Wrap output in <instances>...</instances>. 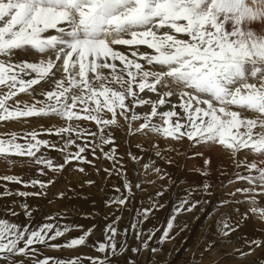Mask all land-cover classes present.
I'll list each match as a JSON object with an SVG mask.
<instances>
[{
  "label": "snow or ice",
  "instance_id": "6c2138e0",
  "mask_svg": "<svg viewBox=\"0 0 264 264\" xmlns=\"http://www.w3.org/2000/svg\"><path fill=\"white\" fill-rule=\"evenodd\" d=\"M138 108L147 110L138 112ZM44 120L47 125L38 123ZM0 122L35 125L23 134L0 136L2 162L15 164L12 157L26 158L19 160L21 166H38V175L48 176L47 180L0 177L37 189L12 190L5 184L0 192V200L23 198L0 208V264H84V259L89 264H141L145 252L146 264H166L157 259L164 253L163 245L186 231L190 222L201 215L208 220L215 211L221 215L215 228L209 226L205 234L204 251L233 243L229 238L239 233L249 213L264 220V0H0ZM85 122L94 124L95 130ZM114 131L145 139L151 134L187 141L193 149L226 152L233 175L227 185L222 182L220 192L208 180L200 187L186 188L172 204L162 230L154 226L146 231L144 224L152 214L167 208L160 199L167 185H161L162 190L149 196L146 204L142 202L129 226L120 231L121 217L116 212L135 202L134 188L146 189L139 168L134 169L133 183L117 156ZM80 140L82 144L77 143ZM135 146L139 154L131 151V145L128 151L134 164L147 156L142 167L171 183L170 173L151 158L173 163L158 143ZM50 149L62 155L63 162L54 160ZM89 149L93 157L100 149L97 158L112 162L111 168H96V173L119 177L125 189L118 197L104 199L105 209L117 207L103 216L108 221L104 240L94 244H89L88 237L95 224L84 228L54 223L69 216L65 211L38 223L34 213L39 209L28 202L29 197H39L51 203L48 187L57 182L56 175L70 184L69 173H85L82 165L92 164L84 155ZM202 175L207 176V170ZM221 175L228 174L222 171ZM237 182L243 183L232 190L229 186ZM84 184L92 186L95 181ZM57 198L88 199L71 187L59 191ZM232 213L237 214L235 220ZM100 214L93 201L92 211L80 215L94 220ZM182 215H190V220L179 221ZM76 230L81 234L53 243ZM237 238L244 241L243 246L225 256L248 260L257 251L264 253V236ZM78 246L93 247L103 255L65 260L43 254L44 249ZM200 259L203 264V253ZM251 264H264V257Z\"/></svg>",
  "mask_w": 264,
  "mask_h": 264
},
{
  "label": "bare ground",
  "instance_id": "6f19581e",
  "mask_svg": "<svg viewBox=\"0 0 264 264\" xmlns=\"http://www.w3.org/2000/svg\"><path fill=\"white\" fill-rule=\"evenodd\" d=\"M24 58H27V57H24ZM21 95L23 96V94H21ZM24 99H29V98L24 97ZM144 110H147V109H139V108L137 109L138 112L144 111ZM32 119L35 120L37 118H32ZM38 123L40 125H47L48 121H46V120L38 121ZM55 123L57 125H59L61 122L57 120V121H55ZM85 123L88 124L89 128H91L92 130H95L94 124H91L88 122H85ZM121 123H125V122L123 120H121ZM83 126L84 125L82 124V127ZM33 127H35V125H33V124L22 125V124L17 123V122H0V136H6L7 134H5V133H7V132H18V133H19V131L23 132L24 128H28V131H29L30 129H33ZM125 131H127L126 126H125ZM113 135H114L115 144L117 145V147H116L117 156L121 158V163L124 164L125 168L128 171V174L132 177L133 183H135L136 175H137L136 171L134 169L139 168V171H140L139 179L141 181H143L142 187L144 189H146L145 191L140 192L139 190L134 188L133 191L136 192L135 202L128 204V205H125L124 207L126 210H124L123 212H116V215L121 217V219L118 221V229L120 231H122L124 228L128 227L129 224L131 223L133 217L135 216V210L137 208L142 207V202H143V204H146L149 196H153V195H155V193L157 191L162 190L160 187L161 185H167V192H166L165 196L160 198V199L164 200L165 202L170 201L169 204L167 205V208L163 209V210L161 209V211H158V212H154L153 213L154 215L149 219L150 222H148V223L145 222V224H144V228L146 231L148 230V228L151 225L153 226L154 224L156 225V227H160L162 230V226L166 222L167 217L171 212L172 204L174 202H178L179 197H182L184 195V191L186 188L200 187L202 182L204 181L203 177L194 181L193 184H190L186 181V175H187L186 168L188 166H194L195 168L199 169L198 167L200 164H199L198 159L195 157H191L192 153L197 151V149L191 148L187 141H179V142L178 141H169V140L163 139L162 137L158 138V137L152 136L151 134L149 135L148 139H145L144 137H137L135 135L128 137V136L121 134L119 131H114ZM89 139H91V138H89ZM153 141L158 143L159 149L162 151V154L164 156L171 157V158L174 157L173 159L176 160L175 164H173V165L170 164V166L169 165L164 166L163 160H160L159 158L155 157L154 155H152V157H151L153 160L156 161V163L159 167L165 169L166 171H168L170 173V175L172 177L171 183H169L167 180L158 179L157 178L158 174H156L154 171H152L151 168L144 169L142 167V165L145 162H147V159H148L147 156H145L141 161H139V163L134 164L133 160L128 155L130 145H131V151L135 154H139L140 150L138 148H136V146H135L136 144H138V143L144 144L147 147ZM18 142H22V141H18ZM78 142L81 144L83 143L82 140H80ZM57 143H59V141H57ZM108 147H110V146L106 145L105 150H107ZM167 148L172 149V151H163L164 149H167ZM74 150L75 149L73 148V151ZM189 150H191L192 152L190 151V153H189ZM49 151H50L49 154L51 156H53L54 154H52V150L50 149ZM212 151L215 152L216 154L221 153V151L215 150V149ZM89 152H90V149H89ZM223 153L227 154L226 152H223ZM86 154H87V156L92 158V159H90V160H92V164H90L92 166V168L88 167L86 164L82 165L85 168V170H86L85 172H87L88 175L86 176L84 173H80V172L75 171V170L69 174H72V177H73V178H71V176H70V180H75V183L73 182L74 186H77V188H79L82 191V193L88 197V199H86V200L85 199H75V198H73L72 200L59 199L54 195L55 194V192H54L53 195L55 196V198H57V201H56L57 204H56V207L54 208V211H52V212L60 213L62 211H65V212L69 213V216L67 218L60 217V219L58 221H56V223L60 224L61 226H63L64 224H69V225L81 224L84 226V228H90V227H92L93 224H95L96 228L94 229V234L93 235L91 234L92 237H90V236L88 237L89 244H94L96 242L104 240L103 227H104V223H108V221L105 220L103 218V216L106 214L112 213L113 211H115V209L117 207L116 205H112L108 209H105L104 204H103L104 199L109 198V197H118L122 193H124L125 189L123 188L122 181L119 177L114 176V175L113 176H106V174L103 171H101L99 174L96 173V168H99L102 170L105 168H111L112 167V162L110 160L97 158V157H100V155H101L100 149H97L96 157H93L89 153H86ZM58 155H59V160L62 159V155H60L59 153H58ZM56 157H57V153L55 154V158H53V159L56 160ZM203 157L207 158V156H203ZM216 158L218 160V163L221 164V166L225 168V170H223V171H226L228 174L227 176H222V175L217 176L214 174V170H213L212 171L213 173H211L212 176L209 175V178H208L209 183L213 184L215 186V188L219 190V188L222 187V182L224 185H227V179H228V177L233 175L234 170H233L232 161L228 157V154L225 156L220 155V157H218V155H216L215 159ZM254 158L255 157H250V159H254ZM59 160H57V161H59ZM18 161L19 160H16V163L11 165V164L2 162V159H1L0 170L5 171V172H7V170H9L11 172V171H14L16 169L17 173L19 172V170H25V171L28 170L29 173H32L33 175H36V174L38 175V173L36 171V166H32V167H28L27 165L21 166L18 163ZM60 162H62V161H60ZM73 163L75 164V162H73ZM210 163H212V161ZM93 165H95V168L93 167ZM7 166H9V167H7ZM14 166H15V168H14ZM204 168L207 171L212 170L211 169L212 167H210V166L204 167ZM33 172L36 174H34ZM21 175L26 177L25 172L24 173L21 172L20 176ZM48 175H53V174L49 173ZM25 177H24V179H25ZM58 177L61 179V176L57 175V178H56L57 182L54 184V186H52V187L56 186L55 187L56 189L57 188L59 189L60 186L63 185V183H64V182L61 183V180L59 181ZM43 178L45 180H47L48 176L47 177L45 176ZM89 179L94 180L95 184L92 186L85 185L84 182L89 180ZM183 181H185L187 184L186 188H184L182 185L184 183ZM150 182H154V183H150ZM7 183H5V184H7ZM4 185L0 183V187H2V188H0V192H3ZM80 185H84V186L80 187ZM19 186L15 185V184H14V186L8 185V187L12 190L25 191V188H21V186L20 187ZM101 186L103 187V190H101ZM115 188H120L121 191L118 193L115 191ZM50 190L51 189L48 188V194H50L49 193ZM53 191H55V189H53ZM59 191L60 190H58L57 192H59ZM61 191H67V189H65V188L63 190L61 189ZM51 192H52V190H51ZM51 195H52V193H51ZM51 195H50V197H51ZM72 195L73 194L71 192H69V196H72ZM12 199L22 200V198L7 197L6 200H0V208H2V206L5 202H10ZM93 201H95L96 211L101 213V214L97 215L94 220H87V219L82 218V216L80 215L81 213L92 211ZM39 202H38V204H39ZM41 204H43V203H41ZM48 206H49V204H48ZM48 206H47V208H48ZM49 207H51V206H49ZM73 209H76V211L74 212ZM128 209H130V210H128ZM245 210L246 209L244 207L241 208L242 212ZM47 212L48 211H45V213H47ZM75 213H77L79 217H77L76 216L77 214L75 215ZM0 215H2V213H0ZM220 215H221L220 211H215L212 214V218H210L208 220H205L204 217L201 215L200 219L195 220L194 222H190L186 231L180 232L179 233L180 235L177 236V238L173 242L172 241L166 242L163 245L164 253L158 254L157 259L158 260H164L166 262V264H201L200 263L201 262V259H200L201 253H203V256H204L203 264H209V263H212L213 261H220L221 262V260H223V259H226V260H224L221 264H248L247 263L248 261H253V259L254 260L257 259V254L261 253L259 251H257L256 254L254 256L250 257L248 260L233 259L230 256H225L224 254L225 253H232L234 251V249L240 248L243 246V243H240L241 241L237 243V241H238L237 237L239 235H241V234L244 236L248 235V237H250V235H251L250 232H252L253 230H255V232H259L260 230H263L264 225L262 223H264V220H262L261 218H260V220L262 223L260 221L252 222L248 218L245 222V225L242 227V229H241L242 231L240 232V234L237 233V235H235L234 238L232 236L229 238L231 240H234L233 243H226L224 245L216 247L214 250H211L209 252L204 251V247H205V243H206V241L204 240L205 234L209 231V226H211L213 229L215 228V220ZM249 216H250V214H249ZM74 217L76 220H74ZM231 217H232V220H235L237 218V214L232 213ZM254 217H258V215L254 216ZM9 219L13 220L12 218H9ZM178 220L179 221L190 220V215H188V216L182 215V216L178 217ZM40 221L41 220H39V222ZM174 231H179V230L174 229ZM189 231H191L190 234H189ZM191 233H194L193 237L186 240V238H188V236L191 235ZM78 235H80V232L76 233V231H71V232L67 233V235L65 237L59 238V241L62 244L66 239H71L74 236H78ZM157 235H159V233H157ZM260 235H262V234L260 233ZM95 238H96V241H94ZM252 238H254V237H252ZM256 238H257V236H256ZM116 239H117V242L119 243V241L122 239V237L118 234ZM190 239H191V241L189 242ZM184 240H186V243L189 242L185 248H183V247L185 246L186 243L184 245L182 244V243H184L183 242ZM131 243H132V245H134L135 241L132 240ZM175 243H177V245H175ZM189 245H192L191 247L196 248V249L192 248L186 252L185 249H188ZM180 246H182V248ZM199 246H200V251H199ZM179 247L181 249H179ZM70 250L72 251V249H70ZM44 251H46V250H44ZM73 251H76V250L73 249ZM169 251L171 252L170 256L167 255V253ZM196 251H198L199 253L194 260V255H195ZM77 252H80L83 256H87V257H96V256H102L103 255L101 253L96 252L93 247H89V246H84V248L80 247V249H77ZM77 252H76V254H77ZM65 254H67V253H64V255ZM261 254L264 257L263 253H261ZM125 255H127V253H125ZM147 256H148V253L145 252L143 254L141 264H146ZM77 257H78V255H77ZM121 259H123V258H121ZM257 261H259V259ZM85 262H88V264H89V261L87 259H86V261L84 260V264H85ZM249 263H251V262H249Z\"/></svg>",
  "mask_w": 264,
  "mask_h": 264
},
{
  "label": "rangeland",
  "instance_id": "374dc122",
  "mask_svg": "<svg viewBox=\"0 0 264 264\" xmlns=\"http://www.w3.org/2000/svg\"><path fill=\"white\" fill-rule=\"evenodd\" d=\"M254 27L257 29V31H259L260 30V25L259 24H257V25H254ZM10 103H11V101H10ZM137 124L139 123V122H136ZM133 127H136V124H133ZM26 129V130H25ZM32 129H30L29 131H31ZM28 131V128H24V131L23 132H27ZM21 132V134L23 133L22 131H19V133ZM8 133H10V132H7V133H5V134H8ZM78 142V141H77ZM79 143V142H78ZM187 143V142H186ZM70 150H72L73 151V148L72 149H70ZM49 151V150H48ZM190 151L191 150H189V153H190ZM197 151H202L203 152V155L202 156H195L194 154L197 152ZM197 151H195L194 153H192V155H191V157H195V158H197L198 159V161H199V169H197V168H195L194 166H188L187 168H186V170H187V175H186V181L188 182V183H190V184H193V182L194 181H196V180H198V179H200L201 177H203L204 178V180H208V178H209V175L210 176H212V174L211 173H213L212 171L214 170V174L215 175H217V176H220L221 175V171H223V170H225V168L224 167H222L221 166V164H219L218 163V160H217V158L215 159V156L216 155H218V157H220V155L221 156H225V155H227V154H225V153H223V152H221V153H218V154H216L215 152H213L212 150H207V149H197ZM50 152V151H49ZM192 152V151H191ZM57 152H55V150H52V154H54L52 157L53 158H55V154H56ZM86 153H90V152H86ZM84 154L85 156H87V154ZM207 153V154H206ZM209 153V154H208ZM194 155V156H193ZM172 156V155H171ZM203 156H207V158L208 159H210V162L212 161V163H206V157H203ZM210 158H209V157ZM214 156V157H213ZM173 157V156H172ZM199 157V158H198ZM174 158V157H173ZM172 158V160H173V163H171V165H173V164H175V162H176V160L175 159H173ZM202 158V159H201ZM205 158V159H204ZM214 158V159H213ZM12 160H14V161H16V160H21V159H24V158H17V157H12L11 158ZM26 159V158H25ZM87 159L88 160H90V159H92L91 157H89V156H87ZM219 159V158H218ZM254 159H258V157H255ZM56 160H59V155H58V153H57V157H56ZM0 161H1V159H0ZM59 161H62L63 162V157H62V159H60ZM90 161H92V160H90ZM75 162V161H74ZM18 163H19V161H18ZM76 163V162H75ZM203 164V165H202ZM206 166H205V165ZM215 164V165H214ZM12 165V164H11ZM88 167H90V168H92V166L90 165V164H86ZM167 165H169L170 166V164L169 163H165L164 162V166H167ZM28 167H32V166H30V165H27ZM208 166H210V167H212L211 169L212 170H208L207 172H209L208 173V175L207 176H205V175H202V173L205 171V168L204 167H208ZM7 167H9V166H7ZM36 167H38V166H36ZM67 167V166H66ZM201 167V168H200ZM14 168H15V166H14ZM17 170L15 169L14 171H9V170H7V172H5V171H1L0 170V177H2V176H5V175H18V176H20V174H21V172L22 173H24L25 172V175H26V177L25 176H23V175H21L20 177H22V178H24L25 177V179L28 177V178H38V179H41V180H43L44 178L43 177H45V176H39V175H37L36 173H34V174H36V175H33L32 173H29V171L28 170H19V172L17 173L16 172ZM242 172H243V170H241ZM16 173V174H15ZM86 176L88 175V173L87 172H85L84 173ZM59 176V175H58ZM70 176H71V178H73L72 177V174H69V175H67V181H72L70 184H68V182H65V180H64V178L62 179V177H61V179L59 178L58 180L60 181L61 180V183H63V185H61L60 186V188L58 189H56L55 187H52V186H54V185H50L48 188L49 189H51L52 190V192H51V190L49 191V193L50 194H48V197L51 199V203H49L48 202V200L47 199H43V198H40L39 199V197H29L28 198V202L34 207V208H38L39 209V212H38V214L37 213H34V216H35V218H36V222H38L39 223V220H41L40 222H43L44 221V219H45V217L47 216V215H55V214H57V212L55 213V212H52V211H54V208L56 207V204H57V198H55V196L57 197V194H58V190H60L61 191V189L63 190L64 188L65 189H69V187H71V188H77V186H74V184H73V182L75 183V180H70ZM205 176V177H204ZM47 177V176H46ZM27 178V179H28ZM55 178H57V175H56V177ZM207 178V179H206ZM2 179H0V183L1 184H5V183H7V181L5 182L4 180H2ZM45 180V179H44ZM4 181V182H3ZM184 183L182 184L183 185V187L184 188H186L187 187V184H186V182L185 181H183ZM243 182H237L235 185H232V186H229L232 190H234V188L235 187H239V186H241V184H242ZM14 186V184H11V183H7V186ZM181 185V186H182ZM2 186V185H1ZM19 186V185H18ZM21 186V188H24L23 187V185H20ZM19 186V187H20ZM65 186V187H64ZM215 187V186H214ZM0 188H2V187H0ZM27 189V190H26ZM31 189V190H30ZM33 188H25V191H30V192H32V191H35V190H37V189H33ZM53 189H55V191H53ZM216 189V188H215ZM57 190V191H56ZM184 190V189H183ZM223 189H222V187H220L219 188V190L218 189H216V192H220V191H222ZM4 191V190H3ZM76 191L77 192H81L82 193V191L79 189V188H77L76 189ZM54 192H55V194H54ZM57 192V193H56ZM51 193H52V195H51ZM55 196H54V195ZM50 195H51V197H50ZM53 196V197H52ZM23 199V198H22ZM40 202H39V201ZM47 200V201H46ZM33 202V203H32ZM38 202H39V204H38ZM169 202L170 201H168V202H166L167 203V205L169 204ZM41 203H43V204H41ZM48 204H49V206H51V207H49L48 206ZM53 204V205H52ZM35 205V206H34ZM47 206H48V208H47ZM53 206V207H52ZM50 208V209H49ZM53 208V209H52ZM163 210V209H162ZM17 211H21L19 208H17ZM45 211H48L47 213H45ZM161 211V210H160ZM77 213H75V215H76ZM250 214V216L248 217L249 218V220L250 221H252V222H255V221H260L261 222V220H260V217L258 216V217H254L253 215H251V213H249ZM154 214H152V216H153ZM77 217H79L78 216V214L76 215ZM9 218H12V217H9ZM98 218V217H97ZM13 220H15V218H12ZM22 219V220H21ZM99 219V218H98ZM234 219V218H233ZM74 220H76L75 219V217H74ZM20 221H23V214L21 213V216H20ZM148 222H150L149 220L148 221H146V223H148ZM54 223H56V221H54ZM262 223V222H261ZM106 223H104V225H105ZM263 225H264V223H262ZM155 225V224H154ZM154 225L151 227H149L148 228V230H150V229H152L153 227H154ZM156 226V225H155ZM162 226V225H161ZM242 230H240L239 231V233L238 234H240V232H241ZM80 231H78V230H76V233H79ZM190 232L191 231H189V234H190ZM254 232V233H253ZM259 233V234H258ZM260 233L264 236V229L263 230H260L259 232H255V230H253L252 232H250V237H248V235H245V237H247V238H252V237H254V238H256V236H257V238H260L262 235H260ZM81 234V233H80ZM94 234V231H93V233H92V235ZM67 235V234H66ZM180 235V234H179ZM178 235V236H179ZM193 235H194V233H191V235H189L188 236V238H186V240H188L189 238H192L193 237ZM235 235H237V233H234V234H232V237L234 238L235 237ZM191 236V237H190ZM244 236V235H243ZM90 237H92L91 235H90ZM186 240H184L183 242L184 243H182L183 245L186 243ZM94 241H96V238L94 239ZM191 241V239L189 240V242ZM241 241V242H240ZM173 242V241H172ZM189 242H187L186 244H185V246L183 247V248H185L186 246H187V244L189 243ZM238 242H240V243H244V241L242 240V239H238V241H237V243ZM53 243H61L60 241H59V239L57 240V241H54ZM175 245H177V243H175ZM182 245V246H183ZM182 246H180L181 248H182ZM192 245H189L188 246V251H189V249H192L193 247H191ZM36 247H40V246H36ZM80 247L81 248H84V246H79V247H76V248H72V251L70 250V249H68V248H61V249H59V250H52V249H44V250H46V251H44L43 250V254L44 255H47V256H50V257H55V258H58V259H65V260H67L68 258L69 259H71V258H74V257H77V255H78V257H81L82 259H84V258H86L87 256H83L80 252H77V249H80ZM179 247V249H181ZM73 249L74 250H76V251H73ZM193 249H196V248H193ZM198 249V248H197ZM88 250V249H87ZM91 251V250H90ZM180 251V250H179ZM199 251H200V246H199ZM76 252H77V254H76ZM187 252V251H186ZM64 253H67V254H65L64 255ZM198 251H196L195 252V255H194V260H195V258L197 257V255H198ZM60 256H59V255ZM75 254V255H74ZM80 254V255H79ZM263 255H264V253H263ZM83 256V257H82ZM261 257H263L262 256V254L261 253H258L257 254V259H255V261H257L258 259L260 260L261 259ZM38 258H42V256L41 257H38ZM85 261H86V259H84ZM220 260V259H219ZM224 260H226V259H223V260H221V262L220 261H213L212 263H209V264H221ZM254 260V259H253ZM249 262H251V261H248L247 263L248 264H251V263H249ZM88 264V262H85V264ZM201 263V262H200Z\"/></svg>",
  "mask_w": 264,
  "mask_h": 264
}]
</instances>
